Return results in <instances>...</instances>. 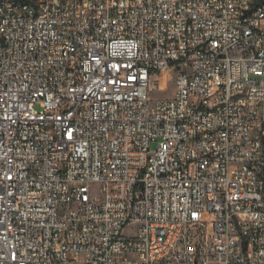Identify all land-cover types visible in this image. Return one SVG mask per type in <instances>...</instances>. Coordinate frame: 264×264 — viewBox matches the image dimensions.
I'll return each instance as SVG.
<instances>
[{
  "label": "built area",
  "instance_id": "obj_1",
  "mask_svg": "<svg viewBox=\"0 0 264 264\" xmlns=\"http://www.w3.org/2000/svg\"><path fill=\"white\" fill-rule=\"evenodd\" d=\"M0 264H264V0H0Z\"/></svg>",
  "mask_w": 264,
  "mask_h": 264
},
{
  "label": "rangeland",
  "instance_id": "obj_2",
  "mask_svg": "<svg viewBox=\"0 0 264 264\" xmlns=\"http://www.w3.org/2000/svg\"><path fill=\"white\" fill-rule=\"evenodd\" d=\"M157 90L150 92V97L153 100H160L166 98H172L176 93V76L173 71L161 74L159 77V82ZM129 233V230L126 231Z\"/></svg>",
  "mask_w": 264,
  "mask_h": 264
}]
</instances>
